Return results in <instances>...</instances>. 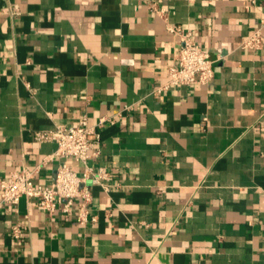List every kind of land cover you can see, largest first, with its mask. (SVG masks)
Here are the masks:
<instances>
[{"label": "crops", "instance_id": "obj_1", "mask_svg": "<svg viewBox=\"0 0 264 264\" xmlns=\"http://www.w3.org/2000/svg\"><path fill=\"white\" fill-rule=\"evenodd\" d=\"M153 4L211 55L208 85L163 89L179 39ZM259 30L264 0H0V181L50 185L57 145L34 134L83 118L108 173L86 224L77 201L0 205V264H264Z\"/></svg>", "mask_w": 264, "mask_h": 264}, {"label": "built area", "instance_id": "obj_2", "mask_svg": "<svg viewBox=\"0 0 264 264\" xmlns=\"http://www.w3.org/2000/svg\"><path fill=\"white\" fill-rule=\"evenodd\" d=\"M152 10L166 22L169 32L179 39V52L169 69V82L163 89L208 85L215 75V61L211 55L196 43L191 32L171 25L165 10L159 9L156 4H153ZM8 13L19 15V10L14 7ZM241 47L250 51L261 50L264 47L262 31L244 39ZM103 124L104 120H101L99 124L91 126L88 119L83 118L77 125H59L50 131L36 132V142L57 145L55 153L47 156L44 162L59 159L55 179L50 185H41L34 182L36 171L15 172L8 180L0 181V205H17L22 198H27L54 215L58 210L69 213L77 201L79 221L86 224L90 220L89 207L94 198L91 187L108 177L104 168L95 172L90 165V161L100 154L97 146L101 142L100 128ZM71 162L81 165L83 171L76 170ZM20 235V228H13V236L19 238Z\"/></svg>", "mask_w": 264, "mask_h": 264}]
</instances>
